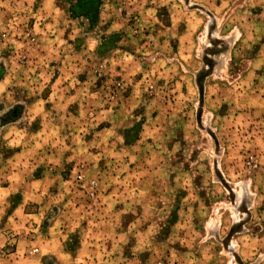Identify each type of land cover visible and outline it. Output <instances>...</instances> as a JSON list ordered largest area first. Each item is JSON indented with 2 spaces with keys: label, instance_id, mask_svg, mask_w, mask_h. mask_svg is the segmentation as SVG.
<instances>
[{
  "label": "rangeland",
  "instance_id": "rangeland-1",
  "mask_svg": "<svg viewBox=\"0 0 264 264\" xmlns=\"http://www.w3.org/2000/svg\"><path fill=\"white\" fill-rule=\"evenodd\" d=\"M0 264H264V0H0Z\"/></svg>",
  "mask_w": 264,
  "mask_h": 264
},
{
  "label": "built area",
  "instance_id": "built-area-1",
  "mask_svg": "<svg viewBox=\"0 0 264 264\" xmlns=\"http://www.w3.org/2000/svg\"><path fill=\"white\" fill-rule=\"evenodd\" d=\"M37 251H38V250H37L36 248H34V249L30 250L29 253H30V254H34V253H36Z\"/></svg>",
  "mask_w": 264,
  "mask_h": 264
}]
</instances>
